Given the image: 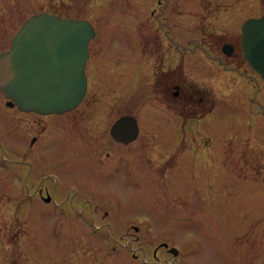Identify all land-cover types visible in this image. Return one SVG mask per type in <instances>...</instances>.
I'll use <instances>...</instances> for the list:
<instances>
[{"label": "rangeland", "instance_id": "374dc122", "mask_svg": "<svg viewBox=\"0 0 264 264\" xmlns=\"http://www.w3.org/2000/svg\"><path fill=\"white\" fill-rule=\"evenodd\" d=\"M261 1L0 0L1 52L38 13L95 29L56 142L29 151L0 99V264H264V82L235 42Z\"/></svg>", "mask_w": 264, "mask_h": 264}, {"label": "water", "instance_id": "95a60500", "mask_svg": "<svg viewBox=\"0 0 264 264\" xmlns=\"http://www.w3.org/2000/svg\"><path fill=\"white\" fill-rule=\"evenodd\" d=\"M241 32L243 55L264 80V15L246 20ZM93 36L94 28L87 20L48 13L32 15L17 31L9 49L0 53L3 95L24 111L48 114L71 110L86 91L87 44ZM225 49L231 52L229 46ZM137 133V120L128 114L111 127L112 137L123 143L132 141ZM168 251L178 255L174 246Z\"/></svg>", "mask_w": 264, "mask_h": 264}, {"label": "flooded vegetation", "instance_id": "af4514ba", "mask_svg": "<svg viewBox=\"0 0 264 264\" xmlns=\"http://www.w3.org/2000/svg\"><path fill=\"white\" fill-rule=\"evenodd\" d=\"M261 5H262V9L264 10V0L261 1ZM264 15V11L260 14H257L255 16H252L250 18H257L260 16ZM17 31V30H16ZM13 39V37H12ZM11 39V41H12ZM235 42H239V45L241 47V30H240V38L238 39V41L236 40ZM223 45H228L231 48V52L230 54L233 52L235 45L236 44H231L230 42H224L221 46V49L223 51ZM242 49V48H241ZM1 52V51H0ZM229 54V55H230ZM243 54V51H242ZM251 68V67H250ZM252 69V68H251ZM258 76L259 78L264 82V80L262 79V77L260 76V74L258 72H256L254 69H252ZM181 93H182V97L183 99H194L196 102H200L201 98H196L197 92L194 90H190L188 89L185 84L183 83L181 86ZM176 95V93L174 94ZM2 97L4 98V108L6 109V111L8 112V110H12L14 115L11 118H15V120H18V122H20L21 120L24 121L26 127L25 130L23 131L24 133V137L29 140V151H34V154L37 155L38 153H40L45 147H47L46 145L48 144H53L54 142L57 141L58 139V135H56L55 133L51 132L48 135H46V130H50L53 131L55 127H57L56 125H61L62 124V120L57 119L60 116L64 115L65 113L74 111V109L76 110L78 107H80L79 103L78 105H76L74 107L73 110L70 111H66L63 113H51V114H42L36 111H24L22 109H19L15 104H13L12 102H9V100L3 96V94L0 91V99H2ZM9 110V113H10ZM5 113V112H4ZM1 120L6 123V115L3 116V118H1ZM14 120V121H15ZM72 120H68V122H71ZM110 136H111V127L109 130ZM112 137V136H111ZM88 162V160H87ZM30 181V180H29ZM31 182L28 183V181L25 184H22V189H29L31 187ZM45 191V192H44ZM37 201H43L46 203H49L52 200V196L49 195L48 190L47 189H40L39 191V196L36 199ZM27 206V205H26ZM36 209L39 210L41 209V205L36 206ZM162 248H165V250L167 251V247H163L161 246L160 248H154L152 249V255L154 258L158 257V253L160 252L159 250H161ZM168 252V251H167ZM158 259V258H157ZM150 263V261H148Z\"/></svg>", "mask_w": 264, "mask_h": 264}, {"label": "bare ground", "instance_id": "6f19581e", "mask_svg": "<svg viewBox=\"0 0 264 264\" xmlns=\"http://www.w3.org/2000/svg\"><path fill=\"white\" fill-rule=\"evenodd\" d=\"M243 57H244V55H243ZM244 59H245V57H244ZM246 60V59H245ZM84 73H85V75H86V70H84ZM87 77V76H86ZM88 80V79H87ZM88 83V82H87ZM48 114H51V113H48Z\"/></svg>", "mask_w": 264, "mask_h": 264}]
</instances>
